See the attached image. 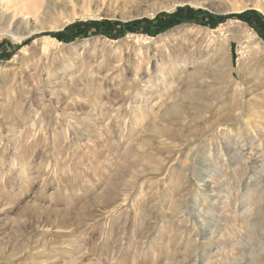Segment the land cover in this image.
I'll use <instances>...</instances> for the list:
<instances>
[{
	"label": "rangeland",
	"instance_id": "374dc122",
	"mask_svg": "<svg viewBox=\"0 0 264 264\" xmlns=\"http://www.w3.org/2000/svg\"><path fill=\"white\" fill-rule=\"evenodd\" d=\"M5 1L0 264H264V0ZM184 6L224 19L66 30Z\"/></svg>",
	"mask_w": 264,
	"mask_h": 264
},
{
	"label": "trees",
	"instance_id": "16d2710c",
	"mask_svg": "<svg viewBox=\"0 0 264 264\" xmlns=\"http://www.w3.org/2000/svg\"><path fill=\"white\" fill-rule=\"evenodd\" d=\"M254 14L257 15L258 13L255 11H244L237 14L236 16L251 24L252 16ZM222 19H224L223 16L211 14L202 9H193L188 6H184L178 8L172 14H166V13L159 14L154 19H136L123 23L119 21H109V20L76 21L71 25H69L66 28V30H69L71 32L70 34H68L70 37H76L85 34L91 30L95 33H106L108 35H111L112 30L120 34L125 30L134 32L136 31L137 27H141L140 29L145 32H149L151 26H153V28L156 31H161L176 23H180L183 20L194 21V22L198 21L201 24H206L213 27L214 23ZM54 34L57 38L61 40L67 36L65 34V30L58 31Z\"/></svg>",
	"mask_w": 264,
	"mask_h": 264
},
{
	"label": "bare ground",
	"instance_id": "6f19581e",
	"mask_svg": "<svg viewBox=\"0 0 264 264\" xmlns=\"http://www.w3.org/2000/svg\"><path fill=\"white\" fill-rule=\"evenodd\" d=\"M6 1H8V0H6ZM6 1H5V3H6ZM10 1L12 2V0H10ZM31 2L32 1H30V0L29 1H25V3L23 1L22 5L24 6V8H27L28 4H32ZM12 5H14L13 2H12ZM7 6H8V4H7ZM153 6L154 7L151 8V12L152 11H156V10H160V9L166 7L163 3H154ZM3 7L5 8L6 6H3ZM8 7H10V6H8ZM15 13H16V8L13 9L12 15H9L8 13H4L2 11V9H0V19L4 20L3 27H0V34H2V35L3 34H8V35L18 39V38H24L26 36H29L30 34L35 33V32H39L40 29H42V27H40V26L38 27V26L32 24V22L26 17H23L21 19H15V16H16ZM11 26H13V27L15 26V28L11 29L10 28ZM244 39H245L244 41H246V43L248 45L249 44L252 45L253 50L256 51L257 54L258 53L261 54V51H262L263 47L260 46L258 41H256V36L254 34H245Z\"/></svg>",
	"mask_w": 264,
	"mask_h": 264
}]
</instances>
